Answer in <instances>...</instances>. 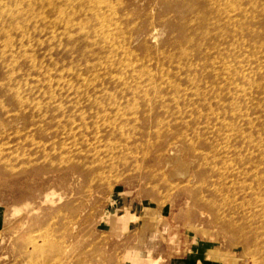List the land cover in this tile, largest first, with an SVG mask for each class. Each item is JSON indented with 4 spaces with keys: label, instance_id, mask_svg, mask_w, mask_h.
Segmentation results:
<instances>
[{
    "label": "rangeland",
    "instance_id": "rangeland-1",
    "mask_svg": "<svg viewBox=\"0 0 264 264\" xmlns=\"http://www.w3.org/2000/svg\"><path fill=\"white\" fill-rule=\"evenodd\" d=\"M167 1L115 0L116 18L132 61L163 70L184 87V70L176 73L170 64V55L181 53L184 11ZM263 2L239 36L247 81L238 80L242 100L223 96L221 104L209 85V103L221 112L214 116L195 96L176 103L165 91L162 99L156 92L150 101H126L115 78L91 85L94 73L83 64L99 59L85 55L78 8L62 4L58 13L36 0H0V264H264V32H251L264 26ZM153 27L160 29L157 38ZM211 37L193 70L210 68L214 41L233 59L234 37L224 44ZM101 87L120 94L116 104L101 96ZM94 98L106 109L91 105ZM232 106L241 115L231 114Z\"/></svg>",
    "mask_w": 264,
    "mask_h": 264
},
{
    "label": "bare ground",
    "instance_id": "bare-ground-1",
    "mask_svg": "<svg viewBox=\"0 0 264 264\" xmlns=\"http://www.w3.org/2000/svg\"><path fill=\"white\" fill-rule=\"evenodd\" d=\"M9 1V0H8ZM42 7L45 5L50 6L54 10H59L58 13H61V6L62 4L70 5L71 7L75 6L78 8L77 11L73 10L74 14L78 13L81 16V19L84 20L85 23L81 22L80 31L82 34L81 41L84 44L83 49L87 50L85 55L93 54L92 56L95 57L98 61L96 65L90 66L89 64H83L86 71H93L94 78L90 79L91 85L93 83H97L103 81L106 77H109V80L115 78L120 85V89L118 90L122 95H124V99L126 101H137L138 99L146 100L149 99L151 93L156 94V92L160 95L161 93L167 91L172 96V100L178 103L180 99L189 98V97H196L202 104L209 107L210 114L214 116L221 115V112L214 111L215 109L211 107L209 102V93L208 87L211 86V89L216 93V97L218 98L217 102H221L222 97L230 98L232 101L239 102L241 98V91L242 86L238 80L246 81L245 77H243V69H242V58L240 59V43H239V36L244 34V23L245 20L247 21L248 18L250 20H256V14L254 13L256 10V4L260 0H174L176 5L181 3L183 6V13H181V25L183 27L182 34L178 36L176 45L181 49V53L176 56L170 55V64L175 62L177 65L176 73L183 74L182 71L184 70L183 76L179 75L180 78L184 79V83H188L187 86L182 87L181 82H176L172 76L167 75L165 71L161 70L158 72H154L151 68L147 66H137V63L132 61L131 59V49L129 44V40L126 36V33L123 31L122 27L120 26V22L118 21V17L116 18V6L115 0H36ZM166 1V0H165ZM126 2V1H125ZM129 2V0H128ZM141 2V1H140ZM171 3L170 0L167 1ZM245 2L249 3L251 6V10L246 9ZM264 3V2H263ZM158 4V3H157ZM172 4V3H171ZM170 4V5H171ZM150 5V4H149ZM153 5V4H152ZM164 5V4H163ZM156 6V5H155ZM159 6V5H158ZM120 7V6H119ZM137 7V6H136ZM172 10H175L179 13V8L172 6ZM74 8V7H73ZM127 8V7H126ZM250 9V8H249ZM132 11V10H131ZM130 11V12H131ZM147 12V11H146ZM174 12V11H173ZM260 12V10H259ZM127 13V12H126ZM171 13V12H170ZM123 14V13H121ZM149 14V13H148ZM146 14V15H148ZM154 14V13H153ZM157 14V13H156ZM159 14V13H158ZM157 14V15H158ZM166 14V13H165ZM173 14V13H172ZM171 14V15H172ZM261 14H263L261 12ZM162 16V15H161ZM174 16V15H173ZM75 17V16H74ZM144 17V16H143ZM160 17V16H159ZM169 17V16H168ZM9 18V17H8ZM129 18V17H128ZM175 18V17H174ZM87 19V21H86ZM161 19V18H160ZM159 19V20H160ZM261 19V17L259 18ZM15 20V19H14ZM33 21V20H32ZM129 21V20H128ZM154 21V19H153ZM157 21V20H156ZM258 21V20H257ZM261 21V20H260ZM133 22V21H132ZM149 22V21H148ZM179 22V23H180ZM151 23V22H150ZM160 23V22H159ZM259 23V22H258ZM33 24V23H32ZM43 24V23H42ZM64 25V24H63ZM125 26V25H124ZM248 26V25H247ZM162 27V26H160ZM60 28V27H59ZM138 28V27H137ZM250 28V27H249ZM254 29L251 30L252 33H257V35L264 32V26L260 27H253ZM152 36L157 38L160 34V29L153 27L152 28ZM34 30V29H33ZM133 30V29H132ZM62 31V30H61ZM72 31V30H71ZM126 31V30H125ZM46 32V31H45ZM50 32V31H49ZM129 32V31H127ZM150 32V31H149ZM148 32V33H149ZM20 33V32H19ZM18 33V34H19ZM34 33V32H33ZM39 33V32H38ZM60 33V32H59ZM251 33V34H252ZM144 34V33H143ZM162 34V33H161ZM2 35V34H1ZM4 35V34H3ZM20 35V34H19ZM42 35V34H41ZM215 35V36H214ZM256 35V37H258ZM68 36V35H66ZM210 36L213 40H219L218 37L221 39L222 44H224L225 39L229 36L234 37L235 43H232L234 49V57L233 59L225 57L224 53L221 52V49L225 48L224 46L221 48L217 46V42L214 41L212 51H214L213 59L210 62V68L207 67H200L199 69H194L196 63L194 60L199 53L204 52L202 46L204 41H206ZM246 36V35H245ZM264 35H261V37ZM3 37V36H1ZM76 37V36H75ZM136 37V36H135ZM260 37V35H259ZM63 38V37H62ZM133 38V37H132ZM247 38V36H246ZM249 38V37H248ZM46 39V38H45ZM72 39V38H71ZM74 39V38H73ZM152 39V38H151ZM154 39V38H153ZM152 39V40H153ZM173 39V38H172ZM229 39V38H228ZM250 39V38H249ZM256 39V38H255ZM263 39V38H261ZM70 41V39H68ZM67 40V41H68ZM254 40V39H253ZM252 40V41H253ZM73 41V40H72ZM132 41V40H131ZM161 41V40H160ZM248 41V40H247ZM35 42V41H34ZM33 42V43H34ZM55 42V41H54ZM103 42V43H102ZM136 42V41H135ZM133 42V43H135ZM152 42V41H151ZM212 42V41H211ZM219 42V41H218ZM243 42V41H242ZM251 42V41H250ZM258 42V41H257ZM5 43V42H4ZM3 43V44H4ZM56 43V42H55ZM67 43V42H66ZM259 43V42H258ZM49 44V43H48ZM72 44V43H71ZM150 44V43H149ZM148 44V45H149ZM219 44V43H218ZM221 44V45H222ZM81 45V44H80ZM147 45V44H146ZM145 45V46H146ZM208 45V44H207ZM228 45V44H227ZM245 45V43H244ZM5 46L13 50L14 45L12 42H7ZM63 46V45H62ZM156 46V45H155ZM152 46L151 47H155ZM176 46V47H177ZM17 47V44H16ZM41 47V46H40ZM64 47V46H63ZM79 47V46H78ZM227 47V46H226ZM258 47V46H257ZM263 47V46H262ZM39 48V45H38ZM56 48V47H55ZM158 48V47H157ZM166 48V47H164ZM24 49V48H23ZM47 49V48H46ZM64 49V48H63ZM67 49V48H66ZM76 49V48H75ZM74 49V50H75ZM89 49V50H88ZM146 49V48H145ZM150 49V48H149ZM175 49V48H174ZM200 49H202L200 51ZM206 49V48H205ZM210 48H208L209 50ZM232 49V48H231ZM34 50V49H33ZM148 50V48H147ZM152 50V48H151ZM252 50V48H251ZM259 50V49H258ZM141 51V50H140ZM176 51V50H175ZM242 51V50H241ZM250 51V49H249ZM40 52V51H39ZM45 52V50H44ZM154 52V51H152ZM165 52V51H164ZM173 52V51H172ZM261 52V51H260ZM51 53V52H49ZM62 53V52H61ZM69 53V52H68ZM73 53V52H72ZM142 53V51H141ZM144 53V52H143ZM167 53V52H166ZM171 53V52H170ZM205 53V52H204ZM207 53V51H206ZM212 53V52H211ZM230 53V52H229ZM18 54V53H17ZM104 54V55H103ZM150 54V53H149ZM158 54V53H157ZM210 54V53H209ZM208 54V55H209ZM10 56V54H8ZM55 55V54H54ZM84 55V56H85ZM144 55V54H143ZM148 55V54H147ZM160 55V54H159ZM168 55V56H169ZM202 55V54H201ZM207 55V54H206ZM205 55V57H206ZM232 55V54H231ZM263 55V54H262ZM142 56V55H141ZM164 56V54H163ZM166 56V55H165ZM180 56V57H179ZM196 56V57H195ZM211 56V57H212ZM261 56V55H260ZM8 57V56H7ZM41 57V56H40ZM71 57V56H70ZM210 57V58H211ZM25 58V57H24ZM63 58V57H62ZM77 58V57H76ZM94 58V59H95ZM209 58V57H207ZM247 58V57H246ZM251 58V57H250ZM8 59V58H7ZM46 59V58H45ZM74 59V58H73ZM90 59V58H89ZM163 59V57H162ZM200 59V58H199ZM254 59V58H253ZM261 59V57H260ZM28 60V59H27ZM30 60V59H29ZM63 60V59H62ZM85 60V58H84ZM152 60V57L149 59ZM176 60H178L176 62ZM201 60V59H200ZM245 60V59H244ZM252 60V59H251ZM258 60V59H257ZM69 61V60H68ZM87 61V60H86ZM161 59L157 58V63H160ZM246 61V60H245ZM25 62V61H24ZM22 60V63H24ZM72 62V61H70ZM205 62V61H204ZM209 62V61H208ZM253 62V61H252ZM19 63V62H18ZM21 63V62H20ZM164 63V62H163ZM247 64V63H246ZM245 64V65H246ZM264 64V63H263ZM21 65V64H20ZM31 65V64H30ZM46 65V64H45ZM132 65L139 67L143 71L141 73H137ZM195 65V66H194ZM203 65V63H202ZM206 65V64H204ZM255 65V64H254ZM258 65V63H257ZM256 65V66H257ZM74 66V65H73ZM249 66V65H248ZM263 66V65H262ZM100 67H104L105 71L104 74L98 72ZM160 67V66H159ZM158 67V68H159ZM172 67V66H171ZM4 68V67H3ZM16 68V67H15ZM25 68V67H24ZM45 68V67H44ZM58 68V67H57ZM56 68V69H57ZM157 68V67H156ZM155 68V69H156ZM162 68V67H161ZM166 68V67H165ZM248 68V67H247ZM82 69V68H81ZM245 69V68H244ZM258 69V68H257ZM11 69H8V71ZM33 70V69H32ZM36 70V69H35ZM67 70V69H66ZM65 70V71H66ZM77 70V69H76ZM120 70V76H112L110 74L114 73V71ZM165 70V69H164ZM199 70V71H198ZM85 71V70H84ZM264 71V70H263ZM26 72V71H25ZM71 72V71H70ZM69 72V73H70ZM170 73V70L168 71ZM258 72V71H257ZM262 72V71H261ZM3 73V72H2ZM40 73V72H39ZM53 73V72H52ZM55 73V72H54ZM68 73V72H67ZM66 73V74H67ZM72 73V72H71ZM173 73V72H172ZM36 74V73H35ZM59 75V74H58ZM109 75V76H107ZM173 75V74H171ZM253 76V74H251ZM2 76V75H1ZM69 76V75H68ZM177 76V75H175ZM6 77V76H5ZM11 77V76H10ZM19 77V76H18ZM46 77V76H45ZM257 77V76H256ZM22 78V77H21ZM75 78V77H74ZM82 78V77H81ZM262 78V77H261ZM15 79V78H14ZM259 79V78H258ZM38 80V79H37ZM76 80V79H75ZM120 80V81H119ZM33 81V80H31ZM87 81V80H85ZM90 81L88 85H90ZM62 82V81H61ZM247 82V81H246ZM24 83V81H23ZM22 83V84H23ZM248 84V83H247ZM263 84V83H262ZM41 85V84H40ZM47 85V84H46ZM45 85V86H46ZM66 85V84H65ZM262 86V85H261ZM29 87V86H28ZM47 87V86H46ZM256 87V86H254ZM1 88V87H0ZM5 88V87H4ZM95 88L97 89L96 85ZM210 88V87H209ZM219 89V91H217ZM256 89V88H255ZM4 90V89H3ZM164 90V91H162ZM14 91V90H13ZM42 91V90H41ZM57 91V90H56ZM64 91V90H63ZM101 96L107 95L108 99L111 103L116 104L117 100L120 97V94L116 95V92H109L106 87L99 90ZM210 91V90H209ZM249 91V90H247ZM43 92V91H42ZM250 92V91H249ZM258 92V91H257ZM260 92H263L260 91ZM12 93V92H11ZM34 93V92H33ZM70 93V92H69ZM248 93V92H247ZM41 94V93H40ZM34 95V94H32ZM243 95V94H242ZM255 95V94H254ZM259 95V94H258ZM211 96V95H210ZM213 96V94H212ZM211 96V97H212ZM38 97V95H37ZM42 97V96H41ZM161 99L164 95H160ZM168 97V96H167ZM210 97V98H211ZM254 97V96H253ZM58 98V97H57ZM65 98V97H64ZM247 98V96H246ZM259 98V97H258ZM160 99V98H159ZM192 99V98H191ZM215 99V98H214ZM238 99V100H237ZM252 99V98H251ZM257 99V97H256ZM57 100V99H56ZM64 100V99H63ZM62 100V101H63ZM66 100V99H65ZM151 99H149L150 101ZM167 100V99H165ZM227 100V99H226ZM242 100V99H241ZM101 99H92L90 104H100V106L106 109V106L100 102ZM189 101V100H188ZM198 101V100H197ZM250 101V100H249ZM66 102V101H65ZM153 102V101H152ZM224 102V101H223ZM123 103V102H122ZM180 103V102H179ZM183 103H185L183 101ZM255 103V102H254ZM17 104H19L17 102ZM27 102L25 103V105ZM29 104V103H28ZM147 104V103H146ZM171 104V103H170ZM209 104V105H208ZM227 104V103H226ZM260 104V102H259ZM220 105V104H219ZM225 105V104H224ZM236 105V103H235ZM239 105V104H238ZM243 105L244 104L243 102ZM251 105V104H250ZM46 106V105H45ZM154 106V105H153ZM165 106V105H164ZM177 106V105H176ZM221 106V105H220ZM237 106V105H236ZM33 107V106H32ZM72 107V106H71ZM94 107V106H93ZM96 107V106H95ZM130 106V110L132 112H136V108H132ZM193 107L196 108L194 105ZM202 107V106H201ZM217 107V106H216ZM224 107V106H223ZM256 107V106H255ZM24 108V107H23ZM117 108H121L119 104ZM148 108V107H147ZM155 108V107H154ZM186 108V107H185ZM239 108V107H238ZM237 107L232 106L231 114L239 113L241 115V111L238 110ZM252 108V107H251ZM20 109V108H19ZM43 109V108H42ZM53 109V108H52ZM111 109V108H109ZM194 109V108H193ZM192 109V110H193ZM261 109V108H260ZM37 110V109H36ZM147 110V109H146ZM155 110V109H154ZM166 110V109H165ZM181 110V109H180ZM196 110V109H194ZM208 110V109H207ZM238 110V111H237ZM255 110V109H254ZM23 111V110H22ZM144 111V110H142ZM153 111V110H152ZM151 111V112H152ZM176 111V110H175ZM37 112V111H36ZM43 112V111H42ZM169 112V110H168ZM183 112V111H182ZM193 112V111H192ZM245 112V111H244ZM261 112V111H259ZM170 113V112H169ZM177 113V111H176ZM230 113V112H229ZM247 113V112H246ZM245 113V114H246ZM254 113V112H252ZM118 114L125 115L124 112H120ZM142 114V113H141ZM185 114V113H184ZM188 114V113H187ZM244 114V113H243ZM162 116V114H160ZM237 115V114H236ZM260 115V114H259ZM174 116V115H173ZM184 116V115H183ZM186 116V115H185ZM184 116V117H185ZM198 116V115H197ZM205 116V115H203ZM211 116V115H209ZM168 117V116H167ZM208 117V115H207ZM233 117V116H231ZM259 117V116H258ZM257 117V118H258ZM50 118V117H49ZM166 118V117H165ZM183 118V117H182ZM241 118V117H240ZM256 118V117H255ZM205 119V118H204ZM236 119V117H235ZM161 120V118H160ZM170 120V119H169ZM193 120V119H191ZM212 120V119H211ZM215 120V119H214ZM240 120V119H239ZM260 120V119H259ZM258 120V121H259ZM264 120V118H263ZM49 121V120H47ZM157 121V120H156ZM208 121V120H207ZM261 121V120H260ZM35 123V121H33ZM159 122V121H158ZM179 122V121H178ZM186 122V121H185ZM240 122V121H239ZM165 123V122H164ZM182 123V122H181ZM218 123V122H217ZM236 123V122H234ZM256 123V122H255ZM225 124V123H224ZM229 124V123H228ZM238 124V123H237ZM243 124V123H242ZM257 124V123H256ZM264 124V123H263ZM262 124V125H263ZM165 125V124H164ZM192 125V124H191ZM241 125V124H240ZM189 126V125H188ZM185 125V127H188ZM198 126V125H196ZM202 126V125H201ZM212 126V125H211ZM176 127V126H175ZM181 127V126H180ZM244 127V126H243ZM264 127V126H262ZM261 127V128H262ZM193 127L191 126V129ZM201 128V127H200ZM204 128V127H203ZM210 128V127H209ZM208 129V128H207ZM237 129V128H236ZM254 129V128H253ZM258 129V128H257ZM180 130V129H179ZM251 130V129H250ZM192 131V130H191ZM205 131V130H204ZM214 131V130H213ZM120 132V131H119ZM174 132V131H173ZM242 132V131H241ZM175 133V132H174ZM207 133V132H206ZM204 133V134H206ZM254 133V132H253ZM257 133V132H256ZM196 134V133H195ZM201 134V133H200ZM203 134V135H204ZM222 134V133H221ZM228 134V133H227ZM241 134V133H240ZM181 135V134H180ZM212 135V134H211ZM218 135V134H217ZM249 135V134H248ZM258 135V134H257ZM178 136V135H177ZM195 136V135H194ZM224 136V135H223ZM260 136V135H258ZM66 137V136H65ZM176 137V136H175ZM208 137V136H207ZM213 137V136H212ZM211 137V138H212ZM220 137V136H219ZM241 137V136H240ZM264 137V136H263ZM61 138V137H60ZM59 138V139H60ZM70 138V136H69ZM179 138V137H178ZM196 138V137H195ZM204 138V137H203ZM215 139V137H213ZM212 138V139H213ZM223 138V137H222ZM233 140V136L231 137ZM244 138V136L242 137ZM254 138V137H253ZM190 139V138H189ZM202 139V138H201ZM248 139V138H247ZM182 140V139H181ZM217 141V139H215ZM176 141V140H175ZM183 141V140H182ZM186 140H184L185 142ZM204 141V139H203ZM234 141V140H233ZM243 141V140H242ZM241 141V142H242ZM247 141V140H246ZM257 141V140H256ZM259 141V139H258ZM180 142V141H179ZM200 142V139H199ZM208 142V141H207ZM213 142V140H212ZM226 142V141H225ZM183 143V142H182ZM211 143V142H210ZM219 143V141H218ZM246 143V142H245ZM248 143V142H247ZM254 143V142H253ZM256 143V142H255ZM264 143V142H263ZM185 144V143H184ZM190 144V142H189ZM188 144V145H189ZM207 144V143H206ZM226 144V143H225ZM257 144V143H256ZM187 145V144H186ZM239 145V144H238ZM241 145V144H240ZM245 145V144H244ZM264 145V144H263ZM192 146V145H190ZM211 147V144H210ZM220 147V146H219ZM236 147V146H235ZM256 147V146H255ZM189 148V147H188ZM204 148V147H203ZM258 148V147H257ZM193 149V148H192ZM220 149V148H219ZM222 149V148H221ZM224 149V148H223ZM245 149V148H244ZM213 150V149H211ZM217 148L215 147V151ZM231 150V149H230ZM240 150V149H239ZM193 151V150H191ZM218 151V150H217ZM236 151V149H235ZM238 151V150H237ZM245 151V150H244ZM243 151V152H244ZM194 152V151H193ZM200 152V151H199ZM229 152V151H228ZM234 152V151H232ZM242 152V151H241ZM195 153V152H194ZM216 153V152H214ZM220 153V152H219ZM249 153V152H248ZM197 154V153H196ZM259 154V153H257ZM264 154V153H263ZM200 156V155H199ZM197 156V157H199ZM204 158H209L207 153L203 155ZM237 156V155H236ZM202 157V156H201ZM223 157V156H222ZM231 157V156H230ZM226 158V157H224ZM201 159V158H200ZM220 159V158H219ZM233 159V158H232ZM253 159V158H252ZM205 160V159H204ZM237 160V158H236ZM250 160V159H248ZM207 161V160H206ZM264 161V160H263ZM215 162V161H214ZM221 162V161H220ZM219 162V163H220ZM240 162V161H238ZM260 162V161H259ZM208 163V162H207ZM243 163V162H242ZM246 163V162H245ZM264 163V162H263ZM209 164V163H208ZM256 164V163H255ZM217 165V164H216ZM253 165V164H252ZM258 165V164H257ZM207 166V165H206ZM225 166V165H224ZM251 166V165H250ZM261 166V165H260ZM264 166V165H263ZM211 167V166H210ZM248 167V166H247ZM237 168V167H236ZM212 169V168H210ZM259 169V168H258ZM216 170V169H215ZM214 170V171H215ZM256 171V169H255ZM216 172V171H215ZM226 172V171H225ZM235 172V171H234ZM241 172V171H240ZM254 172V171H253ZM252 172V173H253ZM212 173V172H211ZM209 173V174H211ZM221 173V171H220ZM219 173V174H220ZM227 173V172H226ZM236 173V172H235ZM257 173V171H256ZM205 174V173H204ZM207 174V173H206ZM224 174V172H223ZM255 174V173H254ZM221 175V174H220ZM229 175V174H228ZM232 175V174H231ZM247 175V174H246ZM245 175V176H246ZM249 175V174H248ZM260 175V174H259ZM214 176V175H213ZM219 176V175H218ZM206 177V176H205ZM244 177V175L242 176ZM253 177V176H252ZM207 178V177H206ZM217 178V177H216ZM215 178V179H216ZM220 178V177H219ZM224 178V175H223ZM236 178V177H235ZM234 178V179H235ZM255 178V177H254ZM261 178V177H260ZM214 179V180H215ZM254 180L253 178H251ZM257 179V178H255ZM220 180V179H219ZM225 180V179H223ZM246 180V179H245ZM260 180V179H259ZM217 180H215L216 183ZM228 181V180H227ZM226 182V181H225ZM261 182V181H260ZM259 182V183H260ZM223 183V182H222ZM250 184V183H249ZM214 185V183H213ZM222 185V184H221ZM225 185V184H224ZM223 185V186H224ZM256 185V184H255ZM210 186V185H209ZM259 186V185H258ZM208 187V186H206ZM218 187V185H217ZM253 187V186H252ZM210 188V187H209ZM221 188V187H220ZM223 188V187H222ZM250 188V187H249ZM248 188V189H249ZM217 189V188H215ZM213 190V189H212ZM215 191V190H214ZM213 191V192H214ZM244 191V190H243ZM252 191V190H251ZM254 191V190H253ZM252 191V192H253ZM256 191V190H255ZM259 191V190H258ZM257 191V192H258ZM247 192V191H246ZM263 192V191H262ZM219 193V192H218ZM245 193V192H244ZM221 194V193H220ZM258 197V196H257ZM264 201V200H263ZM263 203V202H261ZM263 208V206H261ZM64 251V250H63ZM124 259V258H123Z\"/></svg>",
    "mask_w": 264,
    "mask_h": 264
}]
</instances>
